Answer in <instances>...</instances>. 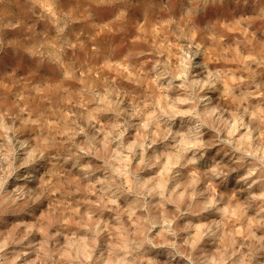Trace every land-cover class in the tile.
Returning <instances> with one entry per match:
<instances>
[{
    "label": "clouds",
    "instance_id": "clouds-1",
    "mask_svg": "<svg viewBox=\"0 0 264 264\" xmlns=\"http://www.w3.org/2000/svg\"><path fill=\"white\" fill-rule=\"evenodd\" d=\"M0 264H264V0H0Z\"/></svg>",
    "mask_w": 264,
    "mask_h": 264
}]
</instances>
